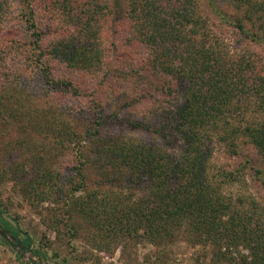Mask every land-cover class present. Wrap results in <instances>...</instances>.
<instances>
[{
    "label": "trees",
    "instance_id": "1",
    "mask_svg": "<svg viewBox=\"0 0 264 264\" xmlns=\"http://www.w3.org/2000/svg\"><path fill=\"white\" fill-rule=\"evenodd\" d=\"M217 147L244 159L214 164ZM7 182L44 235L264 264V0H0ZM6 212L20 253L59 257Z\"/></svg>",
    "mask_w": 264,
    "mask_h": 264
},
{
    "label": "rangeland",
    "instance_id": "2",
    "mask_svg": "<svg viewBox=\"0 0 264 264\" xmlns=\"http://www.w3.org/2000/svg\"><path fill=\"white\" fill-rule=\"evenodd\" d=\"M118 21V19L112 20V24ZM240 149L244 155L256 159V150L252 146L241 145ZM225 151L222 147L216 148L214 164L238 166L244 159L230 157ZM13 186V182L0 184V201L7 210L4 221L14 230L19 228L23 234H29L33 239L31 248L48 247L50 257L53 254L59 256L53 260L49 258L48 261H42L41 264H196L198 257L203 255L201 254L202 247H193L183 238H179L175 244L159 249L149 243H141L136 246L130 244L126 247L120 245L116 248L112 245L115 249L111 246V252L99 251L92 242V232L87 230L84 224L79 236L71 241L68 236L57 238L51 232L44 235L46 227L43 225L40 215L18 190L13 189ZM241 188L234 186L229 191L237 195ZM250 190L254 191L251 185ZM260 196L264 198V192H261ZM0 228L5 229L1 221ZM17 241L19 238L13 243H8L0 238V264H26L27 262L40 264L37 257L31 252L20 253ZM18 253L21 254V258H18Z\"/></svg>",
    "mask_w": 264,
    "mask_h": 264
},
{
    "label": "water",
    "instance_id": "3",
    "mask_svg": "<svg viewBox=\"0 0 264 264\" xmlns=\"http://www.w3.org/2000/svg\"><path fill=\"white\" fill-rule=\"evenodd\" d=\"M0 235L5 238L9 243H13V241H15L17 238L15 236H13L11 233H9L7 230L5 229H1L0 228ZM17 246L20 248V241H17ZM21 249V248H20Z\"/></svg>",
    "mask_w": 264,
    "mask_h": 264
}]
</instances>
